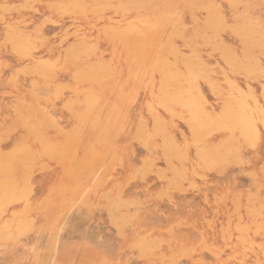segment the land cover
I'll return each instance as SVG.
<instances>
[{
	"label": "rangeland",
	"instance_id": "1",
	"mask_svg": "<svg viewBox=\"0 0 264 264\" xmlns=\"http://www.w3.org/2000/svg\"><path fill=\"white\" fill-rule=\"evenodd\" d=\"M262 1L135 0V14L152 24L135 30V38L127 31L119 38L111 26L132 18L116 10L128 0H0V264H264V246L257 249L262 234L249 228L241 239L233 228L248 222L251 211L264 221V125L255 121L261 141L242 146L237 133L224 160L205 167L215 155L203 151L228 133L210 130L204 145L184 144L191 139L185 117L169 115L156 100L157 71L169 65L172 81L183 82L185 64L201 75L196 94L205 106L214 109L222 99L206 76L221 86L230 75L258 95L264 86ZM9 35L28 40L21 42L23 52ZM138 54L146 66L132 79L130 61ZM226 57L245 61L251 74L258 68L259 77L245 80ZM96 64L107 76L100 85L76 81L98 71ZM87 88L102 98L93 99L99 104L91 109ZM239 99L229 105H238L233 118L252 103ZM149 108L160 122L157 134ZM164 137L176 150L164 146ZM69 242L76 252L61 256Z\"/></svg>",
	"mask_w": 264,
	"mask_h": 264
},
{
	"label": "bare ground",
	"instance_id": "2",
	"mask_svg": "<svg viewBox=\"0 0 264 264\" xmlns=\"http://www.w3.org/2000/svg\"><path fill=\"white\" fill-rule=\"evenodd\" d=\"M102 1V0H101ZM104 1V0H103ZM105 1H107V2H109V0H105ZM117 1H119V0H117ZM262 3H263V1H262ZM105 4H106V2H105ZM264 4V3H263ZM168 5V4H167ZM260 5V4H259ZM261 6V5H260ZM120 9L121 11H129L131 14H132V18L130 19V20H128V21H126V23L123 25V24H118V25H116V26H114L113 24V26H111V30L113 31V32H115V34L117 35V37H119V38H121L122 36H123V34L125 35V34H128L127 32H129L130 34H132L133 36H134V38H135V30H137V29H139V28H141L142 26H151V20L149 19V18H145V17H141V16H138L137 14H135V0H128V2L126 3V5H123V6H121V5H118V7L116 8V10L117 9ZM262 8H263V6H262ZM118 9V10H119ZM117 10V11H118ZM119 10V11H120ZM118 11V12H119ZM126 13H128V12H126ZM119 14H122V12L121 13H119ZM129 18V17H128ZM260 18V17H259ZM123 19V18H122ZM259 22V21H258ZM257 22V23H258ZM116 24H117V20H116ZM260 24V23H259ZM23 25V24H22ZM31 25V24H30ZM48 25V24H47ZM247 25V24H246ZM248 25L250 26V24L248 23ZM247 25V26H248ZM245 26V25H244ZM243 26V27H244ZM59 27V26H58ZM114 27V28H113ZM116 27V28H115ZM259 27H260V25H259ZM249 28H251V26L249 27ZM253 28V27H252ZM114 29V30H113ZM255 29V28H254ZM254 29H252V30H254ZM111 30H109L110 32H111ZM245 30H246V26H245ZM244 30V33L246 34V31ZM256 30H258V29H256ZM125 31H127V32H125ZM247 31H249V29L247 28ZM260 31V30H259ZM112 32V34L113 35H115L114 33ZM257 32V31H256ZM251 33H252V31H251ZM251 33H248V34H251ZM258 33V32H257ZM257 33L255 34V35H257ZM260 33V32H259ZM245 34H244V36H242L243 34L241 33V34H239V35H241L243 38L245 37ZM115 35V36H116ZM252 35V34H251ZM261 35V34H260ZM259 36V35H258ZM9 37L11 38V40L12 41H14L15 42V45H18V48L19 47H24V46H26L27 44H26V42H28V40H26V39H24L23 40V37H21L20 39L18 38V37H11L10 35H9ZM140 36H139V34H137V38L138 39H140L139 38ZM241 37V38H242ZM246 37L247 38H249V36H247V34H246ZM245 37V38H246ZM251 37V36H250ZM253 37V36H252ZM256 37V36H255ZM20 40V41H18V40ZM199 39V38H198ZM252 39H254V37L252 38ZM260 39V38H259ZM142 40V39H141ZM246 40V39H245ZM250 42H251V40L250 39H248ZM246 41V43H248L249 44V41ZM261 40V39H260ZM22 41H26L25 42V44L26 45H23L24 44V42H23V44L21 43ZM264 42V38H263V40H262V43ZM252 43V42H251ZM257 43H258V45H259V43H261V42H259V40H258V42H255V45L257 46ZM135 44V39L133 40V45ZM252 44H254V43H252ZM254 45V46H255ZM135 46V45H134ZM250 46V45H249ZM251 46H253V45H251ZM262 45H260V47H261ZM247 48H248V46H246ZM245 47V48H246ZM17 48V47H16ZM28 48V47H27ZM27 48H25V49H27ZM77 48V47H76ZM158 48V47H157ZM254 47H252L251 49L252 50H255V49H253ZM22 48H19V49H17L19 52H20V50H21ZM24 49V48H23ZM260 49V48H259ZM263 48L261 47V49L260 50H262ZM252 50H251V52H252ZM244 51V48H243V50H242V53H244L243 52ZM249 51H250V49H249ZM258 51V50H257ZM263 51H264V49H263ZM21 52H23V50H21ZM25 52V51H24ZM77 52V51H76ZM245 52H246V49H245ZM260 52V51H259ZM74 53V52H73ZM241 53V52H240ZM257 53V52H256ZM77 54V53H76ZM70 54H68V56H69ZM73 55V54H72ZM243 55V57H245V55L244 54H242ZM249 55V54H248ZM156 56V55H155ZM257 56V55H256ZM134 57V58H133ZM132 57V61H130L131 62V66H133V70H134V72L132 73V75H131V73H129L133 78L132 79H134L135 78V75L138 73V74H140L141 72H142V70H140L141 68H145V66H146V63L145 62H143V61H141L142 59H143V56H142V54H138V55H136V56H133ZM135 57L137 58V59H135ZM157 57V56H156ZM248 57V56H247ZM246 57V58H247ZM249 57H250V55H249ZM129 58V57H128ZM246 58H243V61H244V59H246ZM31 59V58H30ZM131 58H129V60H130ZM250 59V58H249ZM252 59H253V57H252ZM129 60H128V63H130L129 62ZM165 61V60H164ZM225 61H227V62H229V66L231 65L232 67H233V64L235 65V63H237V67H236V69H234L235 70V72H243V78L246 80V79H250V81H252L253 79H255V76H257V75H260V72L258 71V68H256L255 69V75L254 74H251V72L247 69V67H246V63H245V61L244 62H242L243 63V65H239V62H241V61H239V59H236V57L234 58V57H226V59H225ZM247 62L249 61V60H246ZM251 61V60H250ZM250 61L248 62V63H250ZM163 61H162V59H161V62H160V64H163L162 63ZM166 62V61H165ZM46 63V62H45ZM100 63V62H99ZM99 63H97V64H99ZM244 63H245V66H244ZM252 63V62H251ZM255 63H256V61H255ZM42 64V63H41ZM40 64V66H39V64H38V67L40 68L42 65ZM95 65L93 68H95L96 67V70H97V66L98 65ZM166 64V63H165ZM241 64V63H240ZM47 65H48V63H47ZM102 65V63L101 64H99V66H101ZM248 65V64H247ZM254 65V64H253ZM37 66V65H36ZM98 66V71H95V69L93 70L92 69V73H88V75H85L81 80L78 78V77H76V75L74 76V78H78V80L76 79V81H86L87 79H89V80H87L88 82H90V85H92V83H95V81H97L98 82V84L97 85H100L99 83V81L98 80H101V78H103V76L105 77V78H107V76H105V75H103L104 73H103V70H102V72L101 71H99V70H101V67H99ZM103 66H104V64H103ZM109 66V65H108ZM130 66V65H129ZM128 66V67H129ZM163 66H164V64H163ZM213 66V65H212ZM255 66V65H254ZM258 67H259V65H257ZM43 67H44V65H43ZM162 67V66H161ZM251 67V66H250ZM249 67V68H250ZM39 68H37V69H39ZM42 68V67H41ZM46 67H44V69H45ZM135 68H136V71H135ZM144 68H143V70H144ZM130 69V68H129ZM175 69H177V68H175ZM229 69H230V67H229ZM242 69H244V70H242ZM109 70H110V68H109ZM131 70V69H130ZM184 71H183V74L181 75V77H182V80H183V82H174V81H172L173 80V77L170 75L169 76V73L171 72V71H173V70H171V68L169 67V65H168V67L167 66H165V67H162V68H160L157 72H158V74H159V77H158V81L156 82L157 83V91H158V93L160 94L159 95V97L158 98H156V100H158V102H157V106L158 107H160L161 109H163L165 112H167L169 115H173V116H179V117H185V119H186V124H187V126H188V128H189V130H190V135H191V139L189 140H187V141H183L184 142V144H187V143H189V144H193V145H197V144H202V145H204V135H203V133L204 132H210V130L211 131H213L214 133H215V131L216 132H218V131H222V130H224V131H226L228 134H226V136H225V138L223 137V139H220L221 138V136L219 135V139L216 141V145L215 146H209V147H207L205 150L204 149H201V150H199L200 152H202L203 150V152H206L208 155H209V157H211L212 156V154L213 155H215V156H212L211 158H212V161H211V158H209V159H207V160H204L203 161V165L205 166V167H210V166H214V164H219L220 162H222L223 160H224V155H226V151H224V149H226V148H228V141H230V139L235 135V134H237V133H240V135H242L241 137H242V139H243V141H242V143H241V145L242 146H245V145H251V144H255L256 143V141H261L260 140V134H259V130H258V125L257 126H255V121H257V122H262V123H260V124H262V125H264V105L262 104V103H260L259 101H258V98H262L263 100H264V86L262 87V89H261V91H260V93L257 95L256 93H255V91L250 87V86H246V88H240L237 84H235V82H233L232 81V78L230 77V75L229 76H227V77H225L223 80H222V84H221V86L220 85H218L219 84V80L216 78V77H212V78H208L207 76L205 77V79H206V82L208 81V87H209V89H210V91L211 92H213L214 94H216V96L217 97H222V99H224V101H226V102H224V101H222V99H221V101H220V104H219V106L218 107H216V108H212L211 106H205V103H204V101H202V99H201V95H200V93L198 92V94L200 95V97L196 94L197 93V89H198V86L196 85L197 84V81H199L200 79H201V75L199 74V73H194L192 70H190L188 67H187V65L185 64V68L183 69ZM95 71V72H94ZM125 71V70H124ZM127 71V70H126ZM125 71V72H126ZM175 71V70H174ZM230 72H231V70H229ZM106 72V71H105ZM136 72V73H135ZM177 72H179V73H181V71H177ZM253 72V71H252ZM253 72V73H254ZM232 73V72H231ZM86 74V73H85ZM110 74L112 75V72L110 71V73H107V75H109L110 76ZM80 75H83V74H78L77 76H79L80 78H81V76ZM125 75H127L126 73L124 74V76ZM242 76V75H241ZM240 76V77H241ZM126 77V76H125ZM224 77V76H223ZM257 77H259V76H257ZM262 77V76H261ZM129 79H130V76L128 77ZM93 79V82L91 81V80ZM127 80V79H126ZM131 80V79H130ZM170 81H172V83H174V85L172 86V88H170V86H171V83H170ZM196 81V82H195ZM87 82V83H88ZM96 82V83H97ZM129 82V81H128ZM131 82L133 83V80H131ZM179 83H182V84H179ZM245 83V82H244ZM118 85H119V83H117ZM116 84V85H117ZM122 84V83H121ZM247 84V83H246ZM90 85H89V89H90ZM96 85V86H97ZM115 85V84H114ZM182 85H184V87L182 86ZM93 86V85H92ZM122 86V85H121ZM197 86V87H196ZM97 87H100V86H97ZM118 87V86H117ZM183 87V90L181 91V88ZM93 88V87H92ZM95 88V87H94ZM93 88V89H94ZM114 88H116V86H114V87H112V92H113V90L115 91V97L116 96H118V95H116L117 93L119 94V92H117L116 93V89H114ZM120 88V87H119ZM89 89L87 88L86 90H85V92H89ZM99 89H102V88H99ZM98 90V89H97ZM119 90H122V89H119ZM118 90V91H119ZM260 90V89H259ZM227 91V92H226ZM87 92V94H84V95H86L87 97L89 96V95H91V93L89 94ZM91 92H92V89H91ZM112 92H109V93H112ZM121 92V91H120ZM70 93V92H69ZM96 93H98V91H96L95 93H93L91 96H89L88 98H89V106H88V103H87V101L88 100H86L85 99V97H83L84 98V101H86V103L87 104H85L86 106H88V109L90 108H92V107H96L98 104H96V105H94V101H96V99L95 98H97V97H95V94ZM122 93V92H121ZM203 93V92H202ZM212 93V94H213ZM230 93V94H229ZM99 94V93H98ZM181 94H182V96H181ZM189 94L191 95V96H189ZM83 95V96H84ZM181 96V98H180V96ZM185 95V96H184ZM189 96V97H192V100H193V102H192V100L190 101L188 98L186 99V96ZM98 96V95H97ZM215 96V97H216ZM86 97V98H87ZM120 96H118V98H119ZM243 98V97H245V98H248V99H250L251 100V106L250 105H248L247 103L245 104V106L244 107H242V110H246V111H244V113L245 114H243V115H239V116H241V117H237V115L234 113V118L231 116V115H229L230 114V112H231V110H234L237 106H235L234 107V109H232V107H233V105H235L234 104V102H236L235 100H240L239 98ZM258 97V98H257ZM100 98H101V95H100ZM100 98L98 99V101H100ZM121 98V97H120ZM123 98V97H122ZM121 98V99H122ZM93 99H95L94 101H93ZM102 99V98H101ZM64 100V99H63ZM104 100H106V99H104ZM84 101H81V103L82 102H84ZM97 101V102H98ZM103 101V100H102ZM108 101V100H107ZM106 101V102H107ZM219 101V100H218ZM243 101V100H242ZM246 101V100H245ZM105 102V101H104ZM103 102V104H105ZM238 102V101H237ZM153 103V102H152ZM230 103H232L233 105L232 106H229L230 105ZM103 104H102V108H104L103 107ZM209 104V103H208ZM227 104V105H226ZM108 106H109V104H107ZM118 105V104H117ZM117 105H116V107H117ZM148 105H150V103L148 104ZM154 105V104H153ZM108 106H107V108L106 109H108ZM99 107H101V106H99ZM114 108V110H117V108L115 107V104L114 105H112L111 104V108ZM152 107V106H151ZM244 108V109H243ZM237 109V108H236ZM136 111V110H135ZM235 111V110H234ZM114 112V111H113ZM151 115H152V117H153V121H154V133H156L157 134V132L159 133V132H161L160 131V122L158 121V118L157 117H154V112H151V108H149V111H148ZM233 112V111H232ZM237 113V112H236ZM239 113V112H238ZM237 113V114H238ZM149 114V115H150ZM232 114V113H231ZM240 114V113H239ZM98 115V114H97ZM108 115V114H107ZM110 115H112L111 113H110ZM245 115V116H244ZM100 116V115H99ZM235 116H236V118H235ZM98 117V116H97ZM109 117V116H108ZM113 118V117H112ZM109 119H110V117H109ZM108 119V120H109ZM223 119H225L226 120V122H227V124H223L222 123V120ZM107 120V122H110V121H108ZM111 120V119H110ZM224 122V121H223ZM149 126V125H148ZM238 126H240V128H237ZM259 126H261V125H259ZM263 128H264V126H262ZM237 129H239V130H237ZM213 132H210L211 134L213 133ZM151 134V133H150ZM209 133H207V135H208ZM264 134V133H263ZM206 135V136H207ZM244 136V137H243ZM255 138V141L253 140ZM183 140V139H182ZM73 141V140H72ZM163 141H164V146L165 147H167V148H171L172 150H176L175 149V147H176V144H174V141L172 142L168 137H164V139H163ZM249 142H251L250 144H248ZM183 144V145H184ZM216 146H218L217 148H214V147H216ZM44 148V147H43ZM17 149H19V148H17ZM11 150V149H10ZM146 150V149H145ZM186 150V149H185ZM213 150H214V152H213ZM222 150V151H221ZM50 152V151H49ZM57 152V151H56ZM185 152H187V151H185ZM44 153V152H43ZM231 153V152H230ZM46 154V153H45ZM44 154V155H45ZM189 154V153H188ZM47 155V154H46ZM49 155V154H48ZM199 156H203L202 155V153H200V154H198ZM69 157V156H68ZM123 157V156H122ZM243 160V159H242ZM174 162V161H173ZM183 162V161H182ZM193 163V162H192ZM3 163H0V165H2ZM170 165V164H169ZM6 166H8L7 164H6ZM171 166V165H170ZM180 167V166H179ZM204 167V168H205ZM236 167V166H235ZM169 168V167H168ZM239 168H241L240 166H239ZM207 169V168H206ZM173 172H175V173H179L180 174V176L182 175V176H186L187 175V173L186 172H184L183 171V169L181 170V169H174V170H172ZM186 171V170H185ZM244 171V170H243ZM259 173H261L262 174V172H261V170H259ZM187 177V176H186ZM256 177V174H254V177L253 178H255ZM186 180V179H185ZM2 181V180H1ZM157 184V183H156ZM191 184V183H190ZM261 185V184H260ZM27 187V186H26ZM126 187V186H125ZM150 188V187H149ZM197 189V188H196ZM116 198V197H115ZM262 203H264V201H261ZM15 204V203H14ZM142 207V206H141ZM8 208V207H7ZM25 208V207H24ZM249 210V209H248ZM256 210V209H255ZM26 211H28V210H26ZM114 211V210H113ZM29 212H31V211H29ZM25 213V212H24ZM251 213V218H250V220L248 221V222H246V223H238L239 221H237L236 223L237 224H234V226H233V228H234V232H235V230H236V233H239V235H240V238L241 239H243L242 238V236L243 235H245L247 232L246 231H248V229L249 230H251V229H253V230H251V231H257V232H260L261 234H262V236H263V240H264V221L263 220H257L256 219V216L254 215V211H251L250 212ZM114 214H116L115 213V211H114V213H112V215H110V217H111V219L112 220H114L115 219V221H117L116 219V217L114 216ZM249 214V213H248ZM117 215V214H116ZM152 218V217H151ZM165 218V217H164ZM249 218V217H248ZM126 220H127V218H126ZM239 220V219H238ZM241 221V220H240ZM235 222V221H234ZM245 222V221H244ZM82 225V224H81ZM74 228H75V226H74ZM233 228L232 227H228V229L229 230H233ZM80 229V228H79ZM28 230V229H27ZM27 232V231H26ZM29 232V231H28ZM250 233V232H249ZM259 233V234H260ZM238 235V234H237ZM261 236V237H262ZM260 237V238H261ZM19 238V237H18ZM48 240V239H47ZM263 243H264V241H263ZM26 244V243H25ZM259 244H261V243H259ZM258 244V245H259ZM62 245V244H61ZM245 245V244H244ZM264 246V244H261V245H259V247L257 246V249L259 250V248H260V246ZM89 246V245H88ZM255 246V245H254ZM262 246V247H263ZM63 249H64V251H68V250H71V251H73V252H76V248H77V244L76 243H65V244H63ZM81 247V246H80ZM91 247V246H90ZM261 247V248H262ZM31 248V247H30ZM60 248V247H59ZM253 248V247H252ZM60 250V249H59ZM147 250H148V245L147 244H143L142 245V247H141V251H143V253L144 252H147ZM61 251V250H60ZM70 251V252H71ZM253 251V250H252ZM85 252V251H84ZM238 252V251H237ZM11 253V252H10ZM59 253V252H58ZM64 253V252H63ZM241 253V252H240ZM65 254V253H64ZM70 254V253H69ZM69 254H68V256H69ZM242 254V253H241ZM19 255V254H18ZM18 258V257H17ZM16 260V259H15ZM14 260V261H15ZM38 260V259H37ZM64 260V259H63ZM89 261V260H88ZM22 262V261H21Z\"/></svg>",
	"mask_w": 264,
	"mask_h": 264
},
{
	"label": "crops",
	"instance_id": "3",
	"mask_svg": "<svg viewBox=\"0 0 264 264\" xmlns=\"http://www.w3.org/2000/svg\"><path fill=\"white\" fill-rule=\"evenodd\" d=\"M62 246H63V245H62ZM62 246H61V252H60L61 256H62V254H64V253L66 254V253H69L68 251H71V250H68L67 252H66V251H64V249H63V247H62ZM63 252H64V253H63ZM65 254H64V255H65Z\"/></svg>",
	"mask_w": 264,
	"mask_h": 264
}]
</instances>
